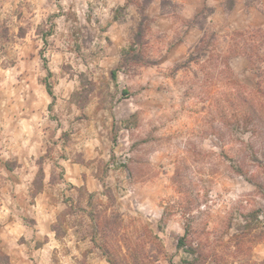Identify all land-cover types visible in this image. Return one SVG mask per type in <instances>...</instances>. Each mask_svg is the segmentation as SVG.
<instances>
[{"label":"rangeland","instance_id":"rangeland-1","mask_svg":"<svg viewBox=\"0 0 264 264\" xmlns=\"http://www.w3.org/2000/svg\"><path fill=\"white\" fill-rule=\"evenodd\" d=\"M233 2L228 9L227 0H0V264H117L123 237L159 233L160 240L166 230L169 264L181 249L193 259L177 264H233L227 245L212 241L207 227L194 230L192 217L180 226L186 245L179 246L184 235L168 222L175 205L160 199L155 183L132 180L159 146L169 151L154 175H171L169 184L178 174L190 182L198 176L203 184L207 169L213 187L204 202L219 189L222 235L235 223L229 243L243 264H264V186L248 175L264 168V134L242 139L252 109L264 108V90L256 87L264 40L234 41L217 54L223 30L209 17H235L258 0ZM8 3L18 7L6 15ZM186 6L195 12L169 47L172 67L143 86L150 100L137 111L130 81L109 85L113 73L97 77L89 64L105 51L100 41L117 69L158 64L148 45L176 28ZM209 60L220 70L207 72ZM246 185L260 198L245 203L241 192L232 203ZM163 254L161 247L153 259ZM143 264L153 261L145 256Z\"/></svg>","mask_w":264,"mask_h":264},{"label":"clouds","instance_id":"clouds-1","mask_svg":"<svg viewBox=\"0 0 264 264\" xmlns=\"http://www.w3.org/2000/svg\"><path fill=\"white\" fill-rule=\"evenodd\" d=\"M29 2H31V0H26V3ZM16 7H18V4H5V14L7 15V10L9 8ZM21 10L24 9L21 8ZM194 12V8L186 6L180 14L181 20L177 22L176 28L173 31H170L162 40H156L153 38L152 43L148 45V58L159 61L158 64L149 67H140L136 71H129L123 67L117 69L114 67L116 61L110 59L107 55V53L111 52L112 49H107L105 42L100 41V46L101 48H104L105 51L98 52L95 60L89 64V68L97 77L100 78H105L108 76L109 72H112L113 76L109 80V85L113 83L119 84L120 80L124 79L130 81L131 85L135 89L131 93V100L133 101V106L137 111H139L150 100V93H148L143 86L148 85L150 80L155 83L157 80L162 78L163 74H167V72L170 71L174 56L165 59V57L169 54V47L176 41V32L181 28L183 22L191 20ZM11 19L12 21H15L16 17L13 15ZM209 22L211 27L223 30L221 33V46L217 50V54L221 57L227 54L228 48L234 41L241 47L245 44L259 43L264 40V0H258V2L254 3L253 7L247 10H241V12H238L235 17L225 18L220 15L210 16ZM36 23H39L38 14ZM154 31L156 30L154 29ZM240 33H242V35H239L237 39V36ZM113 39H115V37H113ZM175 54H179L177 48ZM201 63L203 64L204 62L201 61ZM218 63V61L213 63L209 60L206 71L209 73L219 71L220 69L217 67ZM220 67H222V65ZM80 70L86 71L87 69H84L83 66H81ZM256 87L264 90V77L257 81ZM261 104L264 105V98L261 99ZM250 121L251 130L247 136L242 138L244 141H248L249 137H252L253 140L256 139V136L252 135L253 132L257 135L264 134V108L254 107L250 114ZM206 144L207 141H205V145ZM25 146H27V142H25ZM72 150V148L68 149L70 153ZM76 150H79V148ZM167 151H169V149L166 146H159L151 156L147 157V160H150L151 164L145 163L142 165L141 167L143 168V171L139 168L136 169L133 173L132 180H147L149 183H155L157 186V195L160 199L165 204L175 205L178 214L173 216L171 221H168V217L165 216V221L175 223L177 225L176 231L178 235H184L180 226L185 224L188 217H192L195 221L192 223V228L194 230H203L207 227L206 235H208L214 242H220L227 245L226 250L235 255L236 258L234 259L233 264H243V257L239 256L236 252V248L233 247L235 241L229 243L233 233L236 232L235 223L233 224L232 229L228 232V235H222V227L217 226V216L224 215V211L218 212L220 204L215 201V193L219 189L214 188L213 192L210 193L213 199L208 200L207 203L204 202V191H206L209 187H213L211 178L207 176V169H205V173L202 174L205 176V182L203 184L198 176L190 182L186 174H178L174 178V184H169V180L172 179L171 175L167 177L162 174L160 176L154 175L156 171H159L156 167V161L161 156V153ZM60 163L64 164L65 162L60 161ZM164 163L167 166V161H164ZM169 171H171L170 168ZM248 175L252 178L253 184L264 186V168L253 167ZM173 188L175 190H172ZM177 192L181 193V195L178 196ZM241 192L245 193V203H247V199L252 196H255L256 199L260 198L256 194L255 189L246 185L243 189L237 191L236 196L231 197L232 203H235L236 198L240 196ZM225 202H227V198ZM186 203L189 205V208L185 207ZM259 219L260 221H264V215H261ZM239 223L243 224L245 221L241 219L239 220ZM42 232L43 229H41V233ZM157 235L160 234L149 233L147 235H140L137 233L136 235H131V233H129L130 238L127 236L123 237L124 242L119 245V248L126 249V251H119L117 264H143L145 256H147L149 260H152L153 264H169V261L165 259V256H169L170 258L171 252L168 248V230L165 231L160 240L155 238ZM220 237H222V239L218 240ZM195 246L196 245L194 244L193 247ZM161 247L164 249V254L160 255L158 260H154L153 257L157 255ZM181 257H187L188 260L193 259V257L186 254L184 250L181 249L180 255L172 259L171 264H177V261H179Z\"/></svg>","mask_w":264,"mask_h":264},{"label":"trees","instance_id":"trees-1","mask_svg":"<svg viewBox=\"0 0 264 264\" xmlns=\"http://www.w3.org/2000/svg\"><path fill=\"white\" fill-rule=\"evenodd\" d=\"M229 3H231V5H229V8L228 9H233V6H234V2L233 0H227ZM186 245V235H184L181 240H180V243H179V246H185ZM186 264H192V262L190 261H186L185 262Z\"/></svg>","mask_w":264,"mask_h":264}]
</instances>
